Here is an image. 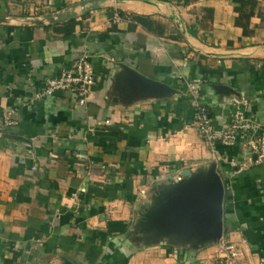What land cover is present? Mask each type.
<instances>
[{"label":"crops","instance_id":"1","mask_svg":"<svg viewBox=\"0 0 264 264\" xmlns=\"http://www.w3.org/2000/svg\"><path fill=\"white\" fill-rule=\"evenodd\" d=\"M183 1L0 0V112L20 106L0 137V264H217L225 243L237 264H264V165L243 134L211 150L186 80L217 129L238 105L264 130V0L240 37L202 17L207 0ZM83 52L96 77L84 105L34 96ZM201 177L220 186L215 233L164 201Z\"/></svg>","mask_w":264,"mask_h":264},{"label":"built area","instance_id":"2","mask_svg":"<svg viewBox=\"0 0 264 264\" xmlns=\"http://www.w3.org/2000/svg\"><path fill=\"white\" fill-rule=\"evenodd\" d=\"M115 21L121 19V15L114 12L112 15ZM180 77H184L180 74ZM96 77L91 66V61L86 52L76 56L68 66L62 65L61 69L54 75L46 78L42 87L35 92L36 98H44L54 94L58 90L70 93L74 99L84 105L89 96V89L95 83ZM187 80L189 96L195 105V119L202 137L209 143L213 152L217 151V144L224 146L233 145L239 140L241 134L248 136L247 146L250 165H264V130L257 123L247 118L243 109L236 105L231 112V120L220 129L213 125L211 114L202 101L199 84L193 80ZM20 106L13 105L0 112V137L5 135L6 129L18 124V111ZM260 131L258 136H253ZM237 249L233 243L223 245L222 254L217 264H237Z\"/></svg>","mask_w":264,"mask_h":264},{"label":"rangeland","instance_id":"3","mask_svg":"<svg viewBox=\"0 0 264 264\" xmlns=\"http://www.w3.org/2000/svg\"><path fill=\"white\" fill-rule=\"evenodd\" d=\"M213 7V10L215 13H212L209 11V7ZM263 6L261 5L260 10H259V14L260 18H261V24L262 21H264V11H263ZM252 8L251 6L248 4L246 6V13L251 11ZM200 11H201V15L202 17L204 15L206 16H214L215 18V25L217 27V33H221V34H226L231 36L232 34L235 33H225V31L220 32L219 30L222 28H225V23L230 26L229 23L233 24L235 21H237L235 15L233 14V11L228 10V7L226 5L225 2L220 1V0H207L205 2H201L200 3ZM223 12V16H220L221 13ZM220 13V15H219ZM243 14L239 19L242 23V27H244V29H247V27L249 26V19L250 17L248 15ZM213 18V17H212ZM200 24V22H198ZM241 27V26H240ZM238 35V37H240V33H236ZM182 175H180L179 177H176V179H181ZM205 181H210L211 185H210V192L206 191L207 188L205 189L204 186V182ZM216 179L215 177H212L211 179H209L208 177H201L200 180H197L195 182V186L192 189L191 187H186L183 189V192L178 193V196H175V193L169 198L164 199L165 203H168V207L167 208H171L173 209V207H175L176 211L175 212H181L182 215L185 216H190L191 219H193L192 221H194L195 226L197 229L199 230H203V228H205L206 224H203L204 221L207 219H210L211 222L209 224L210 226V230L209 232L211 233H215L218 230V219L221 217V211H220V207L218 204V200L220 199V186L215 182ZM179 182V181H177ZM192 189V190H191ZM191 190V191H190ZM190 196V200L193 201V205H191V207L187 204V198ZM178 197V198H177ZM172 200H174V204L172 206ZM175 201H178V203L176 204ZM205 203V207L203 206V204ZM139 204H136L137 207H135L136 210V214L139 216ZM208 226V225H206Z\"/></svg>","mask_w":264,"mask_h":264},{"label":"trees","instance_id":"4","mask_svg":"<svg viewBox=\"0 0 264 264\" xmlns=\"http://www.w3.org/2000/svg\"><path fill=\"white\" fill-rule=\"evenodd\" d=\"M187 0L183 1V2H186ZM260 1V0H259ZM226 2H229L230 4L234 5V11H233V14L235 15L237 21H235L236 25L238 27L241 26V29L238 33H240L239 35H246L249 33V31L247 29H244V27H242V23L240 21V17L246 13V6L249 4L252 8L251 11L247 12L246 15H248L249 17H251L252 13H254V10L255 9V5H256V2L257 0H229V1H226ZM209 11L212 13H215L214 10H213V7H209ZM261 15V14H260ZM134 17V16H133ZM75 22L74 20H69L67 22H65L64 24H62L61 28L62 29H65L67 30L68 32L70 31H73L74 28H75ZM194 30V29H193ZM194 32V31H193ZM227 43L231 44L234 42L233 39H227L226 40Z\"/></svg>","mask_w":264,"mask_h":264}]
</instances>
